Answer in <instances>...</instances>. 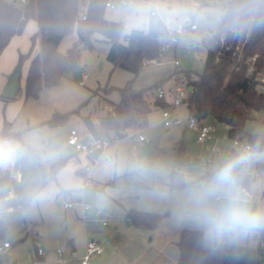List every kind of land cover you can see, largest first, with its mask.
<instances>
[{
  "label": "rangeland",
  "instance_id": "1",
  "mask_svg": "<svg viewBox=\"0 0 264 264\" xmlns=\"http://www.w3.org/2000/svg\"><path fill=\"white\" fill-rule=\"evenodd\" d=\"M152 3H160L172 8H186L189 10L188 17L194 19L198 25V29L188 32L185 36H177V43L173 44L169 49L161 52L156 58V62H149L135 75L123 68L115 67L107 60L108 43L99 33L93 35V47L81 48V59L77 64L69 65L60 79L48 84L45 80L41 87L37 90L39 94H33L19 105V110L15 118L11 120L9 130L19 133L22 141L16 135H12L16 140L23 144L26 143L29 158L19 162L13 169L3 170L0 173V203H5L9 198L7 191L10 185L11 176L18 178L17 184L14 185L15 195L22 193H33L42 191L41 187L45 180H48L47 189L54 191L53 196L43 204L36 206L42 210V214L48 217L62 218L66 214L64 202L73 203L82 201L91 207V201L87 199L83 192L86 186L97 185L98 190L106 188V182L114 180L116 186L124 187V183L135 185L137 181L148 177L151 181H161L163 176H143L127 171L128 166L134 162L142 161L148 165L162 166L167 175L169 171L166 161H170L174 152L181 145L186 149V154L192 156L195 162L188 163L186 169L193 166H212L215 158L212 151L207 147V140L201 139L198 133L188 127L191 114L185 103L180 105L168 104L164 107H153L149 114L148 126L142 130L131 133L121 139L112 140L106 151L101 153L94 161L89 159L84 152L74 153L73 148L66 147L65 141L69 137L71 129H76L81 135H84L88 128L83 119L84 116H90L96 124L99 119L109 112V106L118 103L121 99L119 88L130 84L137 87V77L141 73V87H149L151 81L144 78V72L153 71L156 68H163L164 73L168 74L169 79L173 74L183 75L189 73L197 78L203 73L208 48L206 46H193L194 41H208L207 39L217 30L218 26L212 25L211 13L218 7L226 5L228 0H149ZM148 3L143 0L138 5ZM131 13H126L120 9H107L106 17L112 20L124 23L125 29L128 24ZM36 22L29 21L21 33L22 38L29 40L32 45L31 36L36 30ZM133 29V28H132ZM131 30V29H127ZM77 32L73 30L66 35L59 45V51L66 53L74 42L77 41ZM165 38V37H164ZM163 38V39H164ZM175 60L179 61L175 65ZM25 71V64L21 65L20 73ZM88 74L85 78L84 75ZM143 85V86H142ZM24 95V89L20 83L19 91L15 98H10L6 104L12 103L16 107L17 101L21 100ZM156 95V90L149 91L147 98L149 101ZM108 98L110 101H107ZM0 100L1 95H0ZM3 102V101H2ZM5 104V103H4ZM3 105L0 106V128L4 120V116H8L7 111H3ZM11 106V107H12ZM17 109V108H15ZM77 110L60 123H51V120L58 114ZM168 110L175 118L181 119L179 124L165 126L162 113ZM21 111V112H20ZM202 123L213 126L212 146L217 147L220 153L229 155L233 148L231 146V138L228 135L224 125L215 122L214 118H203ZM264 131V114L260 112L258 116L249 119L245 125L244 136L248 133H262ZM193 133L192 137L188 134ZM143 136V139H140ZM70 155L67 164L59 171L56 179H51L49 174V166L55 161ZM107 155L113 159V165L123 169L119 174H105L103 171ZM35 157V159H33ZM47 157L45 162L41 163V158ZM87 160V166L92 168V178L94 182H84L78 186L80 175L76 173V169L81 161ZM213 161V163H210ZM193 164V165H192ZM182 167V164L175 165V169ZM4 172V173H2ZM11 176H9V174ZM45 174V175H44ZM107 177V180H105ZM151 177V178H150ZM98 181V182H97ZM13 186V185H12ZM60 186L64 189L62 190ZM68 189V191H67ZM82 189V191H79ZM13 191V190H12ZM10 222H5V237L0 239L1 242L8 241L12 243V248L6 250L4 254L13 252V260L11 264H23L27 259V252L32 251L37 237L27 234L29 227L21 228V220H23L22 212L18 211L14 206L9 210ZM30 224V220H26ZM259 244V238H258ZM42 245V244H41ZM10 257V256H9ZM252 260L246 264H264L262 260ZM236 264H244L242 261L235 259Z\"/></svg>",
  "mask_w": 264,
  "mask_h": 264
},
{
  "label": "trees",
  "instance_id": "2",
  "mask_svg": "<svg viewBox=\"0 0 264 264\" xmlns=\"http://www.w3.org/2000/svg\"><path fill=\"white\" fill-rule=\"evenodd\" d=\"M106 1L29 0L24 8L20 9L11 0H0V55L11 39L24 31L29 21L34 20L38 24L37 31L31 36V50L20 53L15 69V72L20 71L23 62L31 59L25 79L26 97L36 94L44 80L48 84L55 83L69 65L79 63L81 48L93 47L95 33L101 34L109 45L107 60L115 67L123 68L135 75L145 66L146 61L160 55V44L166 36L165 27L161 25L148 31L135 28L126 30L123 22L106 17ZM231 2L232 0H228L226 5ZM255 2L259 4V0ZM73 30L77 32V41L64 54L59 51V45ZM222 37L223 44L220 40ZM37 39L41 41V49L32 55ZM207 40L217 41L218 48L223 54L217 61L216 53L208 50L203 73L197 78L190 74L191 77L185 82L187 87L192 85L184 101L190 114H200L202 118L212 116L229 125V137L240 136L250 143L257 138H264L263 132L248 133L244 136L246 122L256 116L255 111L264 110V91L260 90L257 72L249 74L246 61L233 65L231 56L232 50L239 43H243L244 56L256 55L257 69L264 70V23L237 31H231L221 24ZM166 80H160L142 89H135L130 84L119 88L120 101L112 104V109L99 119L98 124L94 123L90 116L83 117L88 130L98 136L117 140L127 136L131 131L146 127L153 106L164 107L169 104L157 96L153 103L147 98L149 91H153ZM73 113L78 111L58 114L51 123H60ZM8 126L9 122L5 121L0 136L20 137V134L10 132ZM65 163L66 159H61L52 164L49 174L55 176ZM177 175L174 172L171 176L172 187H177L174 183ZM249 181V178L241 177L243 184H248ZM20 199L22 196L0 203V211L6 206L17 204ZM128 216L135 225L153 229L161 215L158 212L130 209ZM5 232L6 226L0 216V238L4 237ZM178 246L179 264H227V255L205 248L201 234L196 229H183ZM5 261L6 255L0 253V264Z\"/></svg>",
  "mask_w": 264,
  "mask_h": 264
},
{
  "label": "crops",
  "instance_id": "3",
  "mask_svg": "<svg viewBox=\"0 0 264 264\" xmlns=\"http://www.w3.org/2000/svg\"><path fill=\"white\" fill-rule=\"evenodd\" d=\"M36 26L37 27L34 33L38 29L37 22ZM40 49L41 41L40 39H37L33 46L32 55L39 52ZM30 50L31 46L29 45V40L22 38L20 34L15 35L11 39L9 44L5 47L4 51L0 55V95L3 101L2 102L0 100V106L2 104L3 111H7L9 114L8 116H4L0 130L4 127L5 121L9 122L8 128L10 127L11 120L15 118L18 113L17 111L22 110L19 109V105L29 98L25 96L24 87L27 70L31 60L30 58L23 62V64H25V71L23 74H21L20 83L24 89V95L21 100L17 101L16 107L12 106V103L6 104L9 102V99L5 100L3 91L7 86L11 76L15 72L16 66L19 62L20 53H27ZM165 71L166 70L163 68H156L153 71H146L143 74V79L149 77L147 80L151 81L150 83L153 85L160 80L168 78V74L170 73H164ZM84 77L87 78L88 74H85ZM136 83L137 87H133L135 89L147 88L141 87V73L137 77ZM37 94L39 93L37 92ZM155 96L150 100L152 103L154 102ZM106 99L110 101L108 98ZM169 100L170 98L168 97L166 102L169 103ZM112 107L113 105H110L109 110H111ZM214 120L216 123L224 125L228 132L229 125L217 120L216 118H214ZM140 130L131 131L129 134L136 133ZM188 136L192 137L193 133H189ZM18 139L22 141L21 136L18 137ZM205 140H207L208 149L212 151V139ZM65 143L66 147H70L67 145V139ZM23 144L27 145L24 142ZM74 153L77 152L74 151ZM234 153V150L229 155H227V153H220V151L219 153H213L212 151V155L216 159L214 165H202L196 168L191 166L186 169L185 164L193 163L195 161L192 160L193 155L189 156L188 153L186 154V149H184V146L181 145L177 152H174L173 158L170 161H166L168 164L167 172L169 170L170 171L168 175L163 176L159 182L151 181V179L148 180V177H145L141 179V181H137L135 185H130V182L124 183V187L116 186L114 180L112 179L106 182L107 187L103 188L102 190H98L97 185L92 186L95 188L93 190L91 185L86 186L83 194L91 201V207L87 204H85L87 207H84L79 203L73 204L72 207H67L65 204L70 202H68L66 199L64 202L66 214L62 218L55 216H44L42 214V210L39 209V207L36 205L30 206L26 203L24 198L28 194L21 192L19 195L22 196V199H20V201L18 200V203L15 205H9L3 208L0 211V216L2 217L3 221L7 223L10 222L8 210L14 206L18 211L22 212V216H24L23 220H21V228L29 227V229H27V234L30 233L32 236L34 235V237H37L34 239V242L42 244L41 246L44 249V254L42 256H38L35 247H33L32 251L27 252L26 256L27 259H29L28 262L26 261L23 264H79L85 254L86 241L89 238L96 240L103 248V251L97 254L89 264H179L178 242L180 234L185 228H194L187 225L186 223L181 222L173 215V211L180 202L182 187H172L171 176L174 174V172H176V174H182L189 179L204 177L208 175L211 169L222 159L231 156ZM88 157L89 159L91 158L93 160L92 157ZM61 159H66V165L70 159V155ZM80 161L81 163L76 169V173L80 175V178L78 179L79 188L83 184V176L84 182L96 181L94 178H92V174H87L85 171V167L89 164L87 160ZM210 163H213V161ZM52 164H50V166ZM111 164L113 165V162H111ZM177 164H182V167L175 169V165ZM256 165L260 170L259 176L256 178L251 177V171L254 167L253 164L242 175V177L249 178V183H242V185L247 186L250 189L252 195L258 203H264V161H257ZM59 171L55 176L50 175V178L56 179ZM7 174H9V172ZM9 176L11 175L9 174ZM17 177L18 178L11 176L10 178V185L7 188L10 199L6 200V202L11 199H19V197H21L19 195H15V190L13 188L14 185L18 183L17 179H19V175ZM105 180H107V177ZM47 184L48 180H45L41 187L42 191L47 188ZM60 188L64 190L61 186ZM164 188H166L168 192L166 197L157 194L158 190ZM101 197H103V200L100 199ZM130 209L158 212L161 216L157 225L153 229L139 227L135 225L128 216V210ZM26 220H30V224L26 225ZM0 243L3 242L0 241ZM11 248L12 243L9 248L5 249V251L10 250ZM60 248L65 249L63 256L59 254ZM220 252L227 255V264H236L235 259H238L242 261V263L246 264L255 258L256 260H262L264 263V250L263 254H261V251L258 247V238L254 244L250 246L241 249H229ZM5 255L6 261L3 264H11L10 259L13 260L15 253H9L10 257L8 254ZM64 258L67 260L64 261Z\"/></svg>",
  "mask_w": 264,
  "mask_h": 264
},
{
  "label": "clouds",
  "instance_id": "4",
  "mask_svg": "<svg viewBox=\"0 0 264 264\" xmlns=\"http://www.w3.org/2000/svg\"><path fill=\"white\" fill-rule=\"evenodd\" d=\"M260 5H264V0H259V4L255 0H232L211 13L210 23L215 26L223 24L231 31L258 26L264 23V7ZM188 15L186 8L144 3L133 6L126 30L148 31L161 25L174 30ZM29 155L26 145L14 137L0 136V171L13 169ZM45 160L47 157L41 158L40 162ZM257 161H264V138L239 147L204 177L189 179L179 174L175 178L174 183L182 187V194L173 215L200 232L205 248L212 251L241 249L264 235V203H258L241 182L242 175ZM122 170L105 161V174H119ZM126 170L143 176L167 175L162 166L142 161L130 164ZM53 194L52 189H47L30 193L24 199L30 206H35L43 204ZM157 194L166 197L168 192L164 188Z\"/></svg>",
  "mask_w": 264,
  "mask_h": 264
},
{
  "label": "built area",
  "instance_id": "5",
  "mask_svg": "<svg viewBox=\"0 0 264 264\" xmlns=\"http://www.w3.org/2000/svg\"><path fill=\"white\" fill-rule=\"evenodd\" d=\"M13 4H15L20 9H23L24 6L28 3L29 0H11ZM143 0H107L106 1V7L107 9H121L126 13H132L133 6H138V4ZM148 3H152L149 0H145ZM86 16L83 14V18ZM166 29V36L164 39H162V42L160 44L159 54L161 52L166 51L169 49L173 44L177 43V36H185L190 31H195L198 29V25L196 24L194 19L187 18L186 20H183L174 30ZM221 44L224 43V37L221 39ZM206 46L208 50H211L212 52H215L217 57L216 60H220V56L223 54L222 50L218 48V42L211 40V41H194L193 46L201 47ZM243 43H239L238 46H236L235 49L232 50L231 56L234 64H239L242 61L247 62V72L249 74L257 72L256 78L260 84V90L264 91V70L259 71L256 67V59L257 56H251V57H245L243 54ZM149 62H156V58L150 59L146 61L145 64H148ZM175 65L179 64L178 60H175ZM191 75L189 73H184L183 75L179 74H173L169 79H167L163 84L158 85L156 90V96L157 98L161 100H167V98H170L169 104L173 105H180L184 103L188 96L189 92V86L187 87L186 81L188 78H190ZM263 112L264 110L260 111ZM259 111H255V115L258 116L260 114ZM163 118H164V124L165 126H170L172 124H179L182 122L181 119L175 118L171 112L168 110L163 111ZM202 119L197 118V115L191 114V117L189 121H187L188 127L192 130L196 131L201 139H212L213 135V126L209 124L202 123ZM264 133V131H263ZM141 139H143V136H140ZM231 138V146L233 150L236 152L237 149L241 146L251 144L248 142L245 138H242L240 136L230 137ZM110 141L112 139L108 137L98 136L96 133H94L91 130H87V132L84 135H81L75 128L71 129V132L69 134V137L67 139V145L72 147L75 152H84L88 156L92 157L93 160H95L101 153H104L106 149L108 148ZM213 153H219V149L217 147H212ZM107 161L112 162L113 159L110 155H107L106 157ZM85 171L87 174L92 173V168H89L88 166L85 167ZM1 173V171H0ZM4 173V172H2ZM260 174V170L258 169V166L256 165V162L254 163L253 170L251 171V177L256 178ZM248 191L250 189L247 186H244ZM251 192V191H250ZM79 203L83 205L84 207H87L84 202L82 201H76L74 203H66L65 206L72 207L73 204ZM11 246V243L8 241H5L3 243H0V253H4L5 249L9 248ZM259 250H264V235H261L259 237V244H258ZM35 250L38 254V256H42L44 254V249L41 246L40 243H35ZM103 251L102 246L94 239L89 238L86 241V249L85 254L82 257L79 264H89L90 261L99 253ZM65 253L64 248L59 249V254L63 256ZM67 259L64 258V261Z\"/></svg>",
  "mask_w": 264,
  "mask_h": 264
},
{
  "label": "water",
  "instance_id": "6",
  "mask_svg": "<svg viewBox=\"0 0 264 264\" xmlns=\"http://www.w3.org/2000/svg\"><path fill=\"white\" fill-rule=\"evenodd\" d=\"M20 77L21 73L20 71L14 72V74L11 76L7 86L5 87L3 91V96L5 98H14L16 96L17 91L20 87ZM192 89V85L189 86V90ZM197 118L201 119L202 116L200 114L197 115Z\"/></svg>",
  "mask_w": 264,
  "mask_h": 264
}]
</instances>
